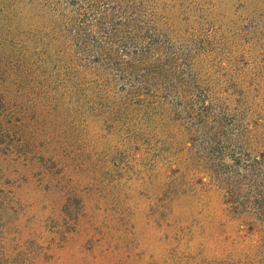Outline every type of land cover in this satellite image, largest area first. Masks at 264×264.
<instances>
[{
    "label": "rangeland",
    "instance_id": "374dc122",
    "mask_svg": "<svg viewBox=\"0 0 264 264\" xmlns=\"http://www.w3.org/2000/svg\"><path fill=\"white\" fill-rule=\"evenodd\" d=\"M76 1L0 0V264H264V224L188 165L183 123L134 139L101 113L97 63L72 61ZM147 1L203 45V80L264 152V0Z\"/></svg>",
    "mask_w": 264,
    "mask_h": 264
},
{
    "label": "trees",
    "instance_id": "16d2710c",
    "mask_svg": "<svg viewBox=\"0 0 264 264\" xmlns=\"http://www.w3.org/2000/svg\"><path fill=\"white\" fill-rule=\"evenodd\" d=\"M74 5L71 13L80 15L68 18L72 61L97 63L96 80L104 84H96L91 97L105 102L101 113L113 108L134 139L156 121L183 123L179 129L194 142L190 152L196 163L188 165L205 171L224 191L231 214L264 224V152L253 150L246 121L213 97L204 81L207 71L196 64L203 45L194 49L193 39L181 37L147 0H77ZM175 145L184 154L181 143H174L159 155L179 153Z\"/></svg>",
    "mask_w": 264,
    "mask_h": 264
}]
</instances>
